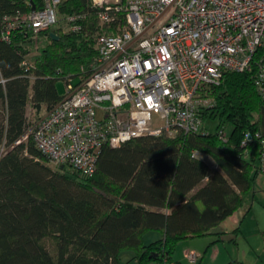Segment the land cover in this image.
I'll use <instances>...</instances> for the list:
<instances>
[{"label":"trees","instance_id":"trees-1","mask_svg":"<svg viewBox=\"0 0 264 264\" xmlns=\"http://www.w3.org/2000/svg\"><path fill=\"white\" fill-rule=\"evenodd\" d=\"M28 1L31 5L0 0V264H122L123 250H131L137 264H181L173 258L178 242L210 234L238 210L258 173L264 99L256 67L227 71L218 84L209 85L213 103L201 112L198 132L103 145L92 175L68 173L52 167L29 134L22 137L32 112L50 110L62 99L57 80L75 86L89 76L96 56V9L91 0H64L61 16L86 13L84 31L62 33L54 26L50 30L58 39H53L49 31L33 34L18 27L3 40L5 15L43 5ZM37 35L45 43L29 57ZM24 58L32 62L30 69L22 65ZM216 116L230 124L226 142L205 127V120ZM246 131L258 136L242 146ZM150 231L159 235L145 242ZM215 235L207 248L220 240V233ZM261 236L264 241V230ZM45 238L52 239L53 252ZM224 264L241 261L231 258Z\"/></svg>","mask_w":264,"mask_h":264},{"label":"built area","instance_id":"built-area-1","mask_svg":"<svg viewBox=\"0 0 264 264\" xmlns=\"http://www.w3.org/2000/svg\"><path fill=\"white\" fill-rule=\"evenodd\" d=\"M63 1L42 0L41 8L5 15L2 39L9 40L18 27L33 34L51 32L55 25L62 33L84 31L86 13L61 16ZM91 4L99 27L93 34L96 56L89 76L75 86L66 81L62 99L22 137L29 134L54 166L90 176L103 145L117 147L143 135L198 132L201 112L213 103L209 85L218 84L227 71L255 66L257 90L264 99V0ZM22 65L30 69L32 62L24 58ZM228 133L217 128L220 142L227 141ZM257 136L244 132L241 145ZM257 170L264 173V141ZM186 257L195 264L198 254L188 251Z\"/></svg>","mask_w":264,"mask_h":264},{"label":"rangeland","instance_id":"rangeland-1","mask_svg":"<svg viewBox=\"0 0 264 264\" xmlns=\"http://www.w3.org/2000/svg\"><path fill=\"white\" fill-rule=\"evenodd\" d=\"M45 40L46 39L41 35H37L33 38L29 57H32L38 52L39 47L45 43ZM56 87L58 93L63 95L65 92V81L62 79L57 80ZM47 112L48 110L45 108H42L37 114L32 112L28 118L29 126L27 132H29L32 124ZM204 124L210 132H215L217 128H224L226 131L230 130V124L226 121L221 122L217 116L212 119H206ZM203 159H206L211 167L214 166L209 157L203 155ZM49 164L55 167L53 164ZM64 170L68 173L72 172L67 166H65ZM239 212L241 220L240 231L234 232L232 230L226 234L222 233L220 236L221 239L214 242V244L210 245L208 248L209 242L216 238L214 235L180 240L176 246L173 258L181 264H192L187 260L186 252L193 251L198 254L197 264H211L210 261H212L213 251L218 249L221 255L227 254L228 251L232 253H237V251H239L242 260H244L243 262L241 261V264H264V241H262L261 236V231L264 230V173H257L255 175L251 188L243 195V204ZM155 236L156 233L150 231L144 236V241L149 242ZM44 243L48 249L53 252L52 239L45 238ZM202 255L204 256L201 257ZM120 261L122 264H137L132 258L131 250H123L120 254ZM149 264L160 263L156 260H152Z\"/></svg>","mask_w":264,"mask_h":264},{"label":"crops","instance_id":"crops-1","mask_svg":"<svg viewBox=\"0 0 264 264\" xmlns=\"http://www.w3.org/2000/svg\"><path fill=\"white\" fill-rule=\"evenodd\" d=\"M55 26H57V25H55ZM57 27L59 28V26H57ZM239 209L236 210L232 215H230L229 217H227L220 224H218L217 226L213 227L210 230V234H207V235H204V236L214 235L216 237L215 233H220V236H221L222 233H225L226 234V233H229L232 230L234 232L240 231V229H241V225H240L241 220H240V215H239V213H240L239 212ZM154 232L156 233V236L155 237H157L159 235V233L156 232V231H154ZM200 237H203V236H200ZM220 239H221V237H220ZM203 256L204 255H202L201 257H203ZM231 258H238V259H240V261H242V262L244 261V260H242V256L239 254V251H237V253H235V252L232 253V252L228 251L227 254L221 255L220 254V251L218 249H215L213 251V256L211 258L212 261H210V262H211V264H224L228 260H230ZM243 258H244V256H243ZM195 264H197V263H195Z\"/></svg>","mask_w":264,"mask_h":264},{"label":"water","instance_id":"water-1","mask_svg":"<svg viewBox=\"0 0 264 264\" xmlns=\"http://www.w3.org/2000/svg\"><path fill=\"white\" fill-rule=\"evenodd\" d=\"M32 9H34V7H32ZM49 35L53 38V39H58V35L56 33H54L53 31L49 32ZM60 168H63V166L61 165Z\"/></svg>","mask_w":264,"mask_h":264}]
</instances>
